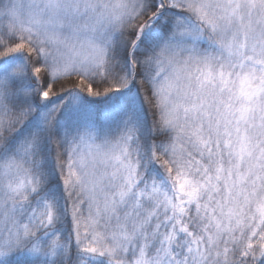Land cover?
I'll use <instances>...</instances> for the list:
<instances>
[{
  "label": "snow or ice",
  "instance_id": "6c2138e0",
  "mask_svg": "<svg viewBox=\"0 0 264 264\" xmlns=\"http://www.w3.org/2000/svg\"><path fill=\"white\" fill-rule=\"evenodd\" d=\"M0 264H264V0H0Z\"/></svg>",
  "mask_w": 264,
  "mask_h": 264
}]
</instances>
